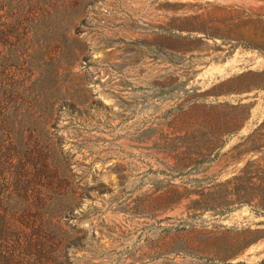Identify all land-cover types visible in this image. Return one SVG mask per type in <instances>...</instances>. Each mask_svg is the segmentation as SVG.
<instances>
[{"label": "rangeland", "instance_id": "obj_1", "mask_svg": "<svg viewBox=\"0 0 264 264\" xmlns=\"http://www.w3.org/2000/svg\"><path fill=\"white\" fill-rule=\"evenodd\" d=\"M258 45L264 0H0V196L10 215L34 225L44 201L36 222L48 239L85 234L65 264H264V238L227 256L237 230L264 228L252 206L188 219L187 200H153L156 187H207L264 162V149L234 148L264 119L261 78L237 80L264 71ZM196 96L249 104L250 115L214 160L179 175L167 147L197 118ZM45 152L69 180L62 198L36 178ZM16 223L34 241V228Z\"/></svg>", "mask_w": 264, "mask_h": 264}, {"label": "trees", "instance_id": "obj_2", "mask_svg": "<svg viewBox=\"0 0 264 264\" xmlns=\"http://www.w3.org/2000/svg\"><path fill=\"white\" fill-rule=\"evenodd\" d=\"M246 47L252 46L246 44ZM256 48L263 50L264 46L258 45ZM253 76L261 78L258 84L253 85L264 88V71L260 73L249 71L243 73L237 80L243 81ZM231 90L239 91L241 88H230L226 91ZM198 99L200 97L196 96L190 104V110L196 111L197 118L184 128L186 129L185 134L172 138L171 140L175 143L168 144L167 147L168 151L178 158L177 162L169 167L179 175L187 174L202 164L214 160L219 155L218 150L226 142L228 136L237 133L250 115V105L246 103H204ZM234 148L237 149L239 156L249 151L263 152L264 119ZM7 158L8 162H14L11 154ZM35 163L37 166L36 178L39 184L46 183L52 191L49 198L53 199L58 195H61L59 197L62 198L65 192H60V189L68 186L69 180L62 176L56 164L49 161V154L47 152L38 153ZM153 200L165 207L180 205L187 200L185 207L188 219L196 218L208 210L215 214H224L244 204H248L259 213L264 214V162L249 159L237 173L223 182L213 183L207 187L181 189L180 186L171 184L165 188L156 187ZM46 206L47 202H38L36 221L43 220V209ZM66 207L68 208V206ZM68 209L69 213H72V208ZM9 211V205L0 196V264L70 263L69 247L80 245L86 236L85 234L72 236L65 242L63 239L56 240L54 236L51 239L50 235L48 239V235L42 229L41 221L39 223L34 221V225L29 226L25 215L16 219L10 215ZM17 220L22 225L34 228V241L31 238L28 241L22 239L23 236H27V233L25 235V232L20 230V225L16 223ZM234 234L235 239L227 249V256L234 255L249 244L263 239L264 228H246L237 230ZM7 244H10L11 247L15 244L18 249L16 247L8 248ZM32 245H34V254H31Z\"/></svg>", "mask_w": 264, "mask_h": 264}]
</instances>
